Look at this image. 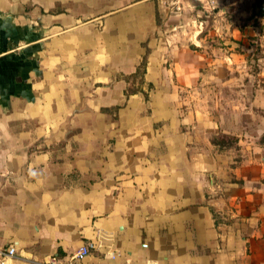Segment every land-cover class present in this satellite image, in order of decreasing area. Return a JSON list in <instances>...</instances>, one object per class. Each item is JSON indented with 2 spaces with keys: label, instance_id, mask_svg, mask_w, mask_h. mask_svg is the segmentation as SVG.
<instances>
[{
  "label": "crops",
  "instance_id": "crops-1",
  "mask_svg": "<svg viewBox=\"0 0 264 264\" xmlns=\"http://www.w3.org/2000/svg\"><path fill=\"white\" fill-rule=\"evenodd\" d=\"M166 1L0 0L6 264H264V0Z\"/></svg>",
  "mask_w": 264,
  "mask_h": 264
},
{
  "label": "built area",
  "instance_id": "built-area-1",
  "mask_svg": "<svg viewBox=\"0 0 264 264\" xmlns=\"http://www.w3.org/2000/svg\"><path fill=\"white\" fill-rule=\"evenodd\" d=\"M216 2L217 0H200V3L204 8H212ZM166 5L170 11H180L182 9L181 0H167ZM261 9L264 12V3H262ZM95 248L96 242L91 240L80 245L79 248L70 255L68 260L58 254H53L46 259L45 264H94L84 263V260ZM16 256V245H0V264H6L7 262L13 260Z\"/></svg>",
  "mask_w": 264,
  "mask_h": 264
},
{
  "label": "rangeland",
  "instance_id": "rangeland-1",
  "mask_svg": "<svg viewBox=\"0 0 264 264\" xmlns=\"http://www.w3.org/2000/svg\"><path fill=\"white\" fill-rule=\"evenodd\" d=\"M183 1V0H182ZM202 10V9H201ZM210 12L209 11H205L202 14V17L205 20L204 25H208V27H210L211 24V18H210ZM213 140H215L216 142H218V144H220L221 146H227V147H232L233 149H231L232 152H234L233 154L236 153V145H237V138L234 135H227V134H218L216 135Z\"/></svg>",
  "mask_w": 264,
  "mask_h": 264
},
{
  "label": "trees",
  "instance_id": "trees-1",
  "mask_svg": "<svg viewBox=\"0 0 264 264\" xmlns=\"http://www.w3.org/2000/svg\"><path fill=\"white\" fill-rule=\"evenodd\" d=\"M146 65H147V57L145 56L141 65L138 67L137 71L128 78V80H130V78H132L134 80V83L138 82L139 86L144 82L143 78L146 72ZM133 89H129L128 94H131L130 92H132Z\"/></svg>",
  "mask_w": 264,
  "mask_h": 264
}]
</instances>
